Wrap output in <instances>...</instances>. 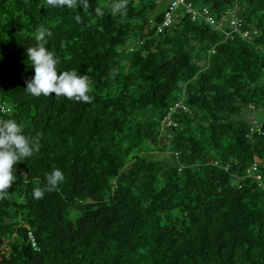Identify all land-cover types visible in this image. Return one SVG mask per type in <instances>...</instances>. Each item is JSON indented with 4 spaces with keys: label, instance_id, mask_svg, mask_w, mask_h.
I'll return each instance as SVG.
<instances>
[{
    "label": "trees",
    "instance_id": "obj_1",
    "mask_svg": "<svg viewBox=\"0 0 264 264\" xmlns=\"http://www.w3.org/2000/svg\"><path fill=\"white\" fill-rule=\"evenodd\" d=\"M88 2L0 0V118L40 146L0 199V264H264V0H186L161 33L172 0ZM41 25L91 103L25 91Z\"/></svg>",
    "mask_w": 264,
    "mask_h": 264
},
{
    "label": "clouds",
    "instance_id": "obj_2",
    "mask_svg": "<svg viewBox=\"0 0 264 264\" xmlns=\"http://www.w3.org/2000/svg\"><path fill=\"white\" fill-rule=\"evenodd\" d=\"M47 5L65 10L74 7H87L88 0H47ZM128 0H116L111 5L113 16L126 15ZM97 15H102L100 9H96ZM79 20V17H77ZM52 36L50 29L39 26L34 33L37 42L35 47L26 48L27 61L34 68V76L26 81L25 91L34 97L50 96L66 97L78 102L91 103L93 97L88 93L91 91L90 81L86 75H79L76 70L58 72L59 63L55 54L46 48L47 38ZM2 59V57H0ZM7 111L5 103L2 104ZM39 141L35 137L24 134L22 126L14 119L0 118V199L8 194L17 177L14 175V166L30 158L34 152L39 151ZM47 187L44 190L36 188L33 197L37 200L43 198L45 191L55 189L65 179L63 172L54 168L47 176Z\"/></svg>",
    "mask_w": 264,
    "mask_h": 264
},
{
    "label": "built area",
    "instance_id": "obj_3",
    "mask_svg": "<svg viewBox=\"0 0 264 264\" xmlns=\"http://www.w3.org/2000/svg\"><path fill=\"white\" fill-rule=\"evenodd\" d=\"M186 0H172L168 10L165 13V17L164 20L161 24L158 25V32L161 33L163 32L166 28L170 27L174 22H176V19L178 17V13H177V9L180 5L184 4ZM187 9V13L191 14L192 18L195 20L198 13L195 9L192 8V4H189L188 6H186ZM229 16L227 17L228 19V24L227 26H229L231 28V31H237L239 32L240 27L244 24L243 19L241 18V16L238 13V9L233 8V9H229ZM203 15L205 16L206 20L208 21V23L210 25H213L214 27H218V22L216 20L215 17H213L212 15H210L209 11L207 9L203 10ZM232 32H229V35L232 34ZM243 37L245 38H249L251 36V32L249 30H246L244 32H242ZM177 106V107H176ZM179 105H175L174 108L171 107L169 113L167 114V116L165 117L164 122L167 124V126H176L177 123L174 122L171 117L173 112L175 111V108H178ZM3 109H5V107L2 105ZM260 126V124H256L255 126L252 127V130H255V128H258ZM258 170V164L257 162H253L251 167L248 169V173H252ZM258 179L261 178L260 175L257 176Z\"/></svg>",
    "mask_w": 264,
    "mask_h": 264
},
{
    "label": "rangeland",
    "instance_id": "obj_4",
    "mask_svg": "<svg viewBox=\"0 0 264 264\" xmlns=\"http://www.w3.org/2000/svg\"><path fill=\"white\" fill-rule=\"evenodd\" d=\"M163 7V6H162ZM162 7H160V8H162ZM258 124V123H257Z\"/></svg>",
    "mask_w": 264,
    "mask_h": 264
}]
</instances>
